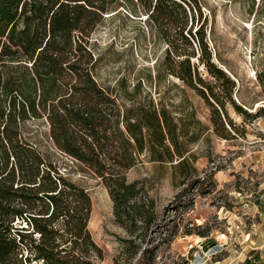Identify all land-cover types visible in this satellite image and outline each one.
Returning <instances> with one entry per match:
<instances>
[{
    "label": "trees",
    "instance_id": "1",
    "mask_svg": "<svg viewBox=\"0 0 264 264\" xmlns=\"http://www.w3.org/2000/svg\"><path fill=\"white\" fill-rule=\"evenodd\" d=\"M127 1L0 0V264H103L104 252L89 228L90 193L70 179L55 157L70 160L107 188L116 222L128 233L114 264H127L138 254L136 264H158L160 247L195 233L180 223H158L155 199L128 173L145 159L168 162L182 185L195 181V186L210 183L212 189L214 173L200 178L193 157L182 149L188 144L183 119L153 99H131L125 86L121 94L98 82L101 60L92 35L120 6H129L136 17L145 14L168 43L167 71L206 101L215 128L224 133L225 124L236 128L229 106L251 115L234 99L237 82L211 62L197 0ZM250 3L263 18L264 0ZM192 42L199 46V64L216 83L200 76L199 66L191 62L195 52L182 49L193 47ZM257 79L264 96V73ZM30 122L47 126L45 150L27 131ZM188 192L176 196L180 220L195 204V198L188 201Z\"/></svg>",
    "mask_w": 264,
    "mask_h": 264
},
{
    "label": "rangeland",
    "instance_id": "2",
    "mask_svg": "<svg viewBox=\"0 0 264 264\" xmlns=\"http://www.w3.org/2000/svg\"><path fill=\"white\" fill-rule=\"evenodd\" d=\"M122 1L129 5L127 0ZM197 1L203 18L200 20L196 14L195 28L199 20L201 24L206 20L211 62L237 82L234 99L251 115L244 117L229 106L236 128L225 124L228 133H224L212 125L211 109L206 101L167 71L168 43L156 33L145 14L136 17L129 6H120L106 15L92 35L93 50L101 60L96 78L102 86L121 94L125 86L135 101L147 103L153 99L183 119L181 127L188 144L182 149L193 157L200 178L214 173L216 187L212 189L210 183L195 186L194 181L182 185L183 178L174 176V166L168 162L153 163L145 159L129 171V180L143 182L155 199L158 223L172 226L176 222L182 228L195 229L193 235L181 234L170 246L160 247L156 262L260 264L264 262V96L257 76L264 73V17H257L259 8H253L250 0ZM192 45L181 47L187 53L195 52L191 62L199 66L200 76L216 83L197 60L198 44L192 42ZM28 128L45 150V123L30 122ZM55 158L70 179L89 191L90 231L104 252L103 264H114L124 247L122 239H127L128 233L116 222L107 188L70 160ZM190 170L188 167V173ZM183 189L189 190L188 201L195 198V204L180 220L182 216L174 209L176 196ZM198 231L208 236L201 237L196 234ZM150 245L151 242L144 244ZM139 257L140 254L127 264H136Z\"/></svg>",
    "mask_w": 264,
    "mask_h": 264
},
{
    "label": "built area",
    "instance_id": "3",
    "mask_svg": "<svg viewBox=\"0 0 264 264\" xmlns=\"http://www.w3.org/2000/svg\"><path fill=\"white\" fill-rule=\"evenodd\" d=\"M260 264H264V262L263 263H260Z\"/></svg>",
    "mask_w": 264,
    "mask_h": 264
}]
</instances>
